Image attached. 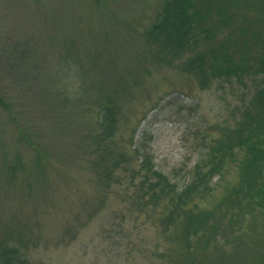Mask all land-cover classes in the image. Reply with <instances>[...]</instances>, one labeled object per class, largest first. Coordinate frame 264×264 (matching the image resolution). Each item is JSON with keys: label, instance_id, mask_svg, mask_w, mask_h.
I'll return each mask as SVG.
<instances>
[{"label": "rangeland", "instance_id": "374dc122", "mask_svg": "<svg viewBox=\"0 0 264 264\" xmlns=\"http://www.w3.org/2000/svg\"><path fill=\"white\" fill-rule=\"evenodd\" d=\"M161 4L0 0V230L35 264H174L159 207L133 205L134 139L145 132L155 163L179 180L199 153L201 129L217 136L253 87H205L161 61L145 34ZM226 5L238 10L233 29L264 38V0ZM232 30H220L223 41L241 42ZM104 104L116 109L105 139ZM113 153L124 158L105 179ZM237 176L229 165L214 177L215 193Z\"/></svg>", "mask_w": 264, "mask_h": 264}, {"label": "trees", "instance_id": "16d2710c", "mask_svg": "<svg viewBox=\"0 0 264 264\" xmlns=\"http://www.w3.org/2000/svg\"><path fill=\"white\" fill-rule=\"evenodd\" d=\"M227 9L226 0H162L145 33L161 61L195 74L200 85L253 87L251 96H239L237 117L217 136L201 129L199 153L179 180L155 163L145 132L134 139L138 164L127 170L132 180L138 177L133 205L140 211L159 207L154 215L177 254L174 264H211L210 258L212 264H264V38L248 35L246 27L233 29L238 10ZM258 11L264 16V8ZM225 29L238 31L241 42L223 41ZM98 120L105 139L114 131L115 107L101 106ZM123 158L113 153V165L101 172L105 179ZM231 164L236 181L215 193L214 177H223ZM11 240L0 230V264H35Z\"/></svg>", "mask_w": 264, "mask_h": 264}]
</instances>
